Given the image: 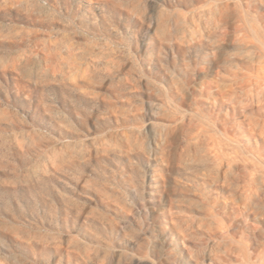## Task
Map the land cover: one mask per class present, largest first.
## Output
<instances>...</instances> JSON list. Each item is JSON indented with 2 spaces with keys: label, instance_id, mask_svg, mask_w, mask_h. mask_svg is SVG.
<instances>
[{
  "label": "rangeland",
  "instance_id": "374dc122",
  "mask_svg": "<svg viewBox=\"0 0 264 264\" xmlns=\"http://www.w3.org/2000/svg\"><path fill=\"white\" fill-rule=\"evenodd\" d=\"M0 264H264V0H0Z\"/></svg>",
  "mask_w": 264,
  "mask_h": 264
}]
</instances>
